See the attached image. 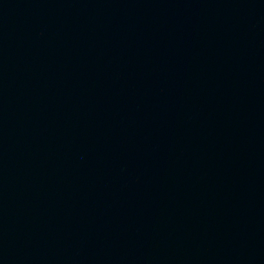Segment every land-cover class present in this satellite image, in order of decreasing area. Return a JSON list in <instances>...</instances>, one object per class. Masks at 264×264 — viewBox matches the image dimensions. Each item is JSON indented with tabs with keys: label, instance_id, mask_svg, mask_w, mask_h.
I'll return each mask as SVG.
<instances>
[{
	"label": "water",
	"instance_id": "95a60500",
	"mask_svg": "<svg viewBox=\"0 0 264 264\" xmlns=\"http://www.w3.org/2000/svg\"><path fill=\"white\" fill-rule=\"evenodd\" d=\"M193 59L264 107V0H124Z\"/></svg>",
	"mask_w": 264,
	"mask_h": 264
}]
</instances>
